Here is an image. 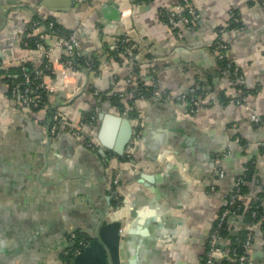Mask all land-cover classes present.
I'll return each mask as SVG.
<instances>
[{"label":"crops","instance_id":"obj_1","mask_svg":"<svg viewBox=\"0 0 264 264\" xmlns=\"http://www.w3.org/2000/svg\"><path fill=\"white\" fill-rule=\"evenodd\" d=\"M49 1L0 0V30L12 10L27 29L53 19L77 29L79 52L99 63L96 73H83L80 95L66 101L64 92H51L37 110L9 96L0 81V264H63L68 234L85 235L88 245L101 220L120 222L121 264H203L206 237L245 168L250 174L242 202L257 198L264 213V127L250 118L253 113L264 121V0H190L198 25L177 32L161 12L177 9L180 0H124V8L136 5L129 33L113 11H102L114 3L118 8L117 0ZM125 35L132 55L120 61L107 56ZM40 36L53 58L59 56L55 36ZM217 38L227 44L225 58L237 73H222L213 49ZM23 39L14 60L2 58L0 67L25 61L40 67L43 51L23 47ZM129 73L144 85L157 83L171 98L131 96ZM195 84L200 106L184 113L174 96ZM50 112L59 120L53 136ZM102 113L128 118L132 134L137 131L130 157L123 156L126 145L117 154L98 139ZM89 138L97 145L88 146ZM243 218L228 219L231 235L244 231ZM229 241L224 237L222 248ZM247 255V264H264L261 226L252 232Z\"/></svg>","mask_w":264,"mask_h":264},{"label":"built area","instance_id":"obj_2","mask_svg":"<svg viewBox=\"0 0 264 264\" xmlns=\"http://www.w3.org/2000/svg\"><path fill=\"white\" fill-rule=\"evenodd\" d=\"M118 2V11L119 18L124 21L126 25V33H129L132 28L130 26V18L131 15L136 10V5H129L128 8H124L123 5L124 0H117ZM127 1V0H126ZM163 18L166 20L168 27L171 31L177 32L181 27L186 29H193L198 25L199 17L198 14L191 4L190 0H180L179 6L175 10H165L161 12ZM43 20H36L31 22V25L26 29L24 37H30L34 33L36 28L41 29L39 33L43 31L49 32V30H54L57 32L56 35L51 33V35L56 38V48L60 51L59 56L53 58V50L51 48H45L42 42H36V47L39 50H42L44 53V57L46 58V64L44 69H48L54 75L52 81L49 82H38L35 84L34 88H30L29 86H25L22 90L18 88L14 89L11 93L13 97H17L19 99L20 104L25 107L37 108L39 103L38 99L40 98V94L38 90L45 91L47 93L60 91L64 92V97L66 101H70L80 95L83 92V84H82V76L83 71L75 66V57L81 55L78 50L79 45V33L77 29L69 30L68 32H64L61 28L54 29V20H49L47 25L42 23ZM233 22L235 24L239 23L238 18H233ZM124 24V25H125ZM222 31V30H220ZM50 35V34H49ZM119 45L123 47L120 49L116 46L114 48V54H109L106 52V55L109 57H113L116 54L118 55H127L129 56L131 53L132 45L127 39L125 35L123 38L119 40ZM124 44V45H123ZM214 51L217 54V58L220 61L225 59V50L227 49V44L224 40L217 38L213 47ZM64 52V53H63ZM64 54V56H63ZM86 66H91L90 58L85 61ZM224 66L222 67V73L227 74L228 72L237 73L238 69L233 67L230 62L227 60L224 62ZM1 66V64H0ZM96 69H92L91 72H95ZM96 73V72H95ZM40 72H36L33 78L30 77L29 74H24V79L18 83V85H26L29 83H33V80L40 75ZM127 83L131 85L130 94L136 98H145V99H153V100H162L165 98H171V93L168 90H162L158 87L157 83H152L149 89H143L138 85L134 75L129 73V75L125 78ZM119 95V94H118ZM120 98H124L125 96L122 94L119 95ZM174 100L177 104L181 105L182 111L184 113H191L197 111L200 106L199 101V87L197 84L189 86L186 90L178 93L174 96ZM126 114V112H123ZM250 118L252 122L258 124V126L264 127V121L260 119L255 114H251ZM49 126L50 135H55L58 130V115L55 112H52ZM49 121V122H50ZM95 121V116L92 115L88 118L87 123L93 124ZM137 131L135 130L132 134V141L137 137ZM238 141V138L235 139ZM129 141L125 146V151L123 152V156L130 157V149L131 142ZM88 146L97 145L95 140L88 139L86 141ZM222 155H217L215 159V163L219 165L221 161ZM248 168H245L244 172L239 175L234 182L233 191L226 196V204L224 208L219 213L212 229L208 233L206 237V247L203 256V264H247L248 261V250L251 244L252 232L256 228V226H261V233L264 238V213L259 214L256 211V207H254L250 211L251 220L245 222L244 229V237L242 240L239 239L238 235L233 240H230L226 245V249L222 248V240L224 236H221V231L229 230L228 219L230 217H241L244 214V210L251 206V203L258 202L257 198H254L249 202V204L244 205L242 202V198L246 197L245 192L241 191L242 185L246 183V172ZM218 177L224 176V170L222 168L217 171ZM118 182V176L115 175L113 178V183L116 184ZM212 191L214 187H211ZM250 207L249 209H251ZM258 218V222H254V219ZM88 238L80 234L77 231H72L68 234L66 240L63 242V264H73L74 256L81 251L87 245Z\"/></svg>","mask_w":264,"mask_h":264},{"label":"water","instance_id":"obj_3","mask_svg":"<svg viewBox=\"0 0 264 264\" xmlns=\"http://www.w3.org/2000/svg\"><path fill=\"white\" fill-rule=\"evenodd\" d=\"M50 2L45 0V4ZM69 0L58 1V6L68 5ZM113 11L114 19H119V11L116 3L106 5L102 11ZM110 12V13H111ZM26 24L18 16L16 10L8 13L4 28L0 30V62L7 58L14 60L13 49L21 46V40L26 32ZM100 126L98 139L106 147L113 148L117 154H121L124 146L132 136V126L128 118L113 113L99 114ZM121 238L120 222L101 220L94 233L93 240L74 256V264H121L119 242Z\"/></svg>","mask_w":264,"mask_h":264},{"label":"trees","instance_id":"obj_4","mask_svg":"<svg viewBox=\"0 0 264 264\" xmlns=\"http://www.w3.org/2000/svg\"><path fill=\"white\" fill-rule=\"evenodd\" d=\"M143 1H145V0H134V2H137V3L143 2ZM49 20H53V19L44 20V21H42V23L47 25V22ZM56 28H61V30H63L64 32H68L69 31L67 29L62 28L59 24H57L55 22L54 29H56ZM51 33H54V35L57 34L56 31L49 30V32L43 31L42 33L33 34L30 37H24L23 42H22L23 47L29 48V49H36L37 48L36 47V42H38V41L42 42V37L40 35H42V34H51ZM116 46L119 47L120 49L123 48V47H121L119 45V43ZM114 53H115L114 50L111 51V54H114ZM63 56H64V54H63ZM122 57H127V56H120V55L116 54L114 59L120 61V60H122ZM88 58H90V62H91V66L92 67L86 66L85 61ZM225 61H227L226 58L223 61H220L221 67L224 66V64H225L224 62ZM74 62H75V66L76 67H78L83 72L87 71L88 73H90L92 69H96L98 67V63H99L98 59L96 57H94L92 55H85V54L84 55L81 54L79 56H76ZM45 63H46V59H44V62L40 65L39 68H36L34 66V64H31V62H27V61L19 62L17 65H13V66H10V67H0V81L4 82L7 85V87H8V93L7 94L10 96L14 89L18 88V90L19 89L22 90L25 86H29L30 88H34L36 83L44 82L47 77L53 78L54 75L51 73V71L48 70V69H44ZM37 71L40 72L41 74L36 78V80H33L32 84L29 83V84H26L24 86L18 85V83L21 82L24 79V74H29L30 77L33 78V76L35 75V73ZM138 85L140 87H142L143 89H149L150 88L149 85H144L143 83H140V82H138ZM38 93L40 94V98L38 99L39 105H38L37 108H34L33 110L39 109L40 107H42L44 104H46L48 102V94L49 93H47L45 91H42L40 89L38 90ZM114 99H116V98H114ZM116 100H117L116 104L119 106V108L122 109L123 108V104H121L118 99H116ZM130 104H131V102H129L128 105H130ZM129 112H131V110ZM51 115H52V112H50L48 114V123H50V124L52 122V121H50ZM56 124H58V122H56ZM249 174H250V168L248 167V171L246 172V179L248 178ZM245 190H246V186L242 185L241 191L245 192ZM250 207H252V208L249 209ZM250 207L244 210L243 221H245V222H248V221L251 220L250 211L254 207H256V211L258 212L257 217L259 216V214L263 213L261 208H260V206L258 205V202L251 203ZM254 222H258V218H255ZM244 233L245 232L242 230L241 232H239L236 235H238L239 239L242 240L243 237H244ZM236 235H231L229 233V231L226 230V229L224 231H221V236L228 237V238H230V240H233L236 237Z\"/></svg>","mask_w":264,"mask_h":264}]
</instances>
